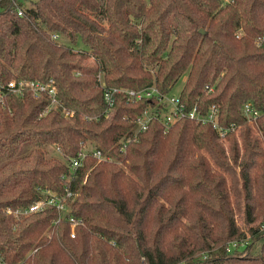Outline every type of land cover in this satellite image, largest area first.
I'll use <instances>...</instances> for the list:
<instances>
[{"label": "trees", "instance_id": "obj_1", "mask_svg": "<svg viewBox=\"0 0 264 264\" xmlns=\"http://www.w3.org/2000/svg\"><path fill=\"white\" fill-rule=\"evenodd\" d=\"M263 35L264 0H0V83L51 77L62 101L47 109V96L30 91L0 100V256L264 264V114L252 128L241 112L248 100L264 109ZM86 57L93 61L80 63ZM182 75L187 108L216 102L220 122L237 128L222 137L184 117L164 130L157 117L122 149L155 99L118 91L106 113V89L153 84L171 93ZM94 147L111 158L97 159ZM66 186L58 220L54 205L18 217L6 210Z\"/></svg>", "mask_w": 264, "mask_h": 264}, {"label": "built area", "instance_id": "obj_2", "mask_svg": "<svg viewBox=\"0 0 264 264\" xmlns=\"http://www.w3.org/2000/svg\"><path fill=\"white\" fill-rule=\"evenodd\" d=\"M51 36L53 38L59 37L57 32H53ZM260 41L264 43V35L260 38ZM24 91H30L33 95L36 96L45 94L48 99L47 109L55 108L54 105L59 101L56 91V85L54 79L51 77L47 80L14 77L8 80L5 84L0 83V100L3 99V96L7 92L22 94ZM118 91L125 92L127 94V99L130 101H137L145 97H152L153 99H155L153 103H150L146 106L142 113L136 116V130L133 135L125 137V140L121 145L122 149H124L126 141L136 139V133H138L139 131H144L148 127L150 120L157 117L162 121L164 130H167L172 123L184 117H188L197 122L210 124L222 137H224L229 131L235 130L237 128V125L234 123H229L228 125H226L220 122V105L218 103H211L204 112H201L196 107V105L191 108H187L185 103L180 100L178 94L161 92L153 84L146 85L141 88H125L116 86L108 87L105 91L106 113L112 106V103L114 101V93ZM60 105L62 104L60 103ZM58 107L59 105H57V108ZM63 110L67 118L73 115V110L67 109L66 107H64V105ZM241 112L245 116V123L252 124L257 120L258 117L264 114V109L256 107L252 101L248 100L243 103ZM87 152L88 151L86 150L79 151L77 156L71 159L72 169L81 164V161ZM91 153L97 159L111 158L110 155L105 154L99 147L91 148ZM43 191L46 193V195H44L43 197L37 199L27 206H21L15 209L7 207V212H12L16 217H18L21 214H28L31 212L39 211L47 205H54L59 212V216L57 218L58 220L59 217H61L68 210L66 199L71 195V191L67 186L65 187V193L63 195H58L55 191L52 190ZM69 220L71 221L72 225L78 222V220H76L73 216H70ZM71 235H74L73 231L71 232ZM235 244L236 242H232L230 244V247H234ZM0 264L8 263L0 256Z\"/></svg>", "mask_w": 264, "mask_h": 264}, {"label": "rangeland", "instance_id": "obj_3", "mask_svg": "<svg viewBox=\"0 0 264 264\" xmlns=\"http://www.w3.org/2000/svg\"><path fill=\"white\" fill-rule=\"evenodd\" d=\"M23 1V3L24 4H30L31 3V0H22ZM58 41H60V42H62V43H68L69 42V38L66 36V35H60V38H59V40ZM74 52L78 55V54H81L82 52H81V50L79 49V47H75L74 48ZM93 60H92V58H90V57H86L85 59H83V61L82 62H80V63H82V64H86V63H91ZM77 74V73H76ZM184 79H185V75H182V76H180L178 79H177V81L174 83V85H173V87H172V89H171V93H173V94H178V92L180 91V89H181V87H182V85H183V82H184ZM87 87H89V85H87ZM59 99V98H58ZM62 101L59 99V101L58 102H56V104L54 105V107L55 108H57V105H60V103H61ZM254 123H255V121L252 123V124H250L251 126H252V128L255 126L254 125ZM246 124H249V123H246ZM227 144V143H226ZM51 153V152H50ZM58 154V153H57Z\"/></svg>", "mask_w": 264, "mask_h": 264}, {"label": "water", "instance_id": "obj_4", "mask_svg": "<svg viewBox=\"0 0 264 264\" xmlns=\"http://www.w3.org/2000/svg\"><path fill=\"white\" fill-rule=\"evenodd\" d=\"M199 31H201V32H205V30H204V29H202V28H200V29H199Z\"/></svg>", "mask_w": 264, "mask_h": 264}]
</instances>
